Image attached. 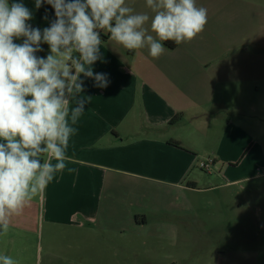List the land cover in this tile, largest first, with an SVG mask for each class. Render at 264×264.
Segmentation results:
<instances>
[{"label":"crops","instance_id":"obj_1","mask_svg":"<svg viewBox=\"0 0 264 264\" xmlns=\"http://www.w3.org/2000/svg\"><path fill=\"white\" fill-rule=\"evenodd\" d=\"M125 2L134 13L149 15L143 27L155 37L151 31L154 12L146 0ZM234 19L235 15L229 20ZM207 27L190 42L163 41L159 58L150 56L147 45L128 50L110 35L101 40L104 62L97 60L92 68L94 75L103 73L110 83L107 88L95 87L93 77L81 74L84 95L91 98L72 125L77 131L66 150L71 159L43 196L11 217L6 233L0 231V254L11 256L17 264H42L41 252L24 247L32 245V235L44 226L53 244L60 243L57 251L51 247L45 254L51 264L55 260L76 264L77 243L89 244L95 233L122 232L123 206L135 196L139 180L181 178L188 171L183 164L197 155L200 143L217 147L210 150L214 155L222 147L221 157L228 163L248 158L258 140L240 125L253 112L264 115V110L252 106V100L261 95L235 94L237 82L252 78L243 71L248 64L221 63L219 57L232 54L237 46L229 40L221 46L220 30ZM101 34L106 35L103 30ZM173 118L176 122L171 124ZM249 160L250 166L264 163V158L258 161L249 156ZM248 169L249 179L264 176L258 166ZM135 224L141 225L137 219Z\"/></svg>","mask_w":264,"mask_h":264},{"label":"clouds","instance_id":"obj_2","mask_svg":"<svg viewBox=\"0 0 264 264\" xmlns=\"http://www.w3.org/2000/svg\"><path fill=\"white\" fill-rule=\"evenodd\" d=\"M51 5L55 19L41 31L28 23L32 11L23 3L0 0V231L11 217L42 197L57 172L66 167L70 138L91 97L84 95L81 74L95 87L110 81L95 73L101 60V35L128 50L149 48L153 58L163 41L190 42L208 23V10L196 0H146L154 12L134 13L125 0H35V8ZM22 39L21 43L15 41ZM48 45L46 58L38 56ZM78 53L74 56L73 53ZM74 70V71H73ZM71 106V107H70ZM53 161H56L53 163ZM74 171V169H69ZM0 264H17L0 254Z\"/></svg>","mask_w":264,"mask_h":264},{"label":"rangeland","instance_id":"obj_3","mask_svg":"<svg viewBox=\"0 0 264 264\" xmlns=\"http://www.w3.org/2000/svg\"><path fill=\"white\" fill-rule=\"evenodd\" d=\"M196 3L207 8L211 17L205 29L212 25L220 30V45L229 40L230 45L237 46L232 54L219 57V61L235 62L236 67H240L239 63L248 64L243 71L252 78L237 82L235 94L261 95L259 100H252V106L264 110V0H196ZM233 15L235 19L229 20ZM15 42L21 43L22 39ZM244 121L241 128L258 140V144L251 146L249 156L259 161L264 158V115L256 111ZM197 149V155L183 164L188 171L181 178L139 180L135 196L123 206L122 232L95 233L89 244L77 243L74 262L264 264V176L248 178L251 174L248 166L251 169L258 166L261 173L264 163L250 166L249 156L245 161L239 157L228 163L221 157L222 147L216 155L211 151L217 147L211 149L200 143ZM201 164L207 167L202 168ZM169 182L175 185H168ZM135 219L141 225L136 226ZM32 236V245L27 244L24 250L41 252L42 264H51L45 254L51 247L57 251L60 243L53 244L44 226Z\"/></svg>","mask_w":264,"mask_h":264},{"label":"trees","instance_id":"obj_4","mask_svg":"<svg viewBox=\"0 0 264 264\" xmlns=\"http://www.w3.org/2000/svg\"><path fill=\"white\" fill-rule=\"evenodd\" d=\"M13 2L23 3L26 7H28L32 13L33 18L28 21L35 28L41 29L43 31L44 28L50 27L51 22L55 19L54 9L51 5L43 4L41 8H35V0H9V4ZM101 35V40L106 39L110 34L107 32L106 35ZM23 39V38H21ZM41 47L44 49L42 52H39L37 55L41 57H46L48 51V45L42 44ZM176 122V118L171 120V124Z\"/></svg>","mask_w":264,"mask_h":264},{"label":"built area","instance_id":"obj_5","mask_svg":"<svg viewBox=\"0 0 264 264\" xmlns=\"http://www.w3.org/2000/svg\"><path fill=\"white\" fill-rule=\"evenodd\" d=\"M99 31H101V30H99ZM100 34H101V32H100ZM200 166H201L202 168L207 167V165H205V164H201Z\"/></svg>","mask_w":264,"mask_h":264}]
</instances>
